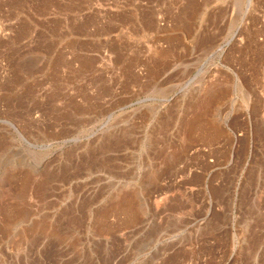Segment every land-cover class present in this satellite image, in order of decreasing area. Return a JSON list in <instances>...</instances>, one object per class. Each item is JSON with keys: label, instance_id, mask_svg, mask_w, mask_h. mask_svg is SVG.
<instances>
[{"label": "rangeland", "instance_id": "rangeland-1", "mask_svg": "<svg viewBox=\"0 0 264 264\" xmlns=\"http://www.w3.org/2000/svg\"><path fill=\"white\" fill-rule=\"evenodd\" d=\"M20 204L0 264H264V0H0V226Z\"/></svg>", "mask_w": 264, "mask_h": 264}, {"label": "bare ground", "instance_id": "bare-ground-1", "mask_svg": "<svg viewBox=\"0 0 264 264\" xmlns=\"http://www.w3.org/2000/svg\"><path fill=\"white\" fill-rule=\"evenodd\" d=\"M210 101H212V100H210ZM211 103L212 102H210V104ZM208 104H209V100L205 99L204 102L202 101V102H199V103H195L194 105L191 106V108L194 109V111H192V112H194L193 116H192L193 118H191L187 122V125H186V126H188L189 129L188 128L187 129L189 130L190 133H191V131L194 132L196 130H199V131H202L204 133H208V134L210 133L213 136H216V135L220 134V131H219L220 129L218 128L217 123L214 120L211 119V115H210L211 114V110L207 111V108L210 105V104L209 105ZM208 109H210V108H208ZM208 134H207V136H208ZM210 137H211V135H210ZM45 184L46 183L41 182V181L35 183V182L32 181V178H31L30 174H25V180L23 181V184L21 185V188H20L21 189L20 191H21V194H22L21 196L23 197L26 193H28L27 189L29 187H31V186H33L36 189V191L38 190V192H42L45 189V186H46ZM40 199H41V197H40ZM118 201H119V203L117 204V209L120 212L122 211V212L128 214L127 216H131V220H130L131 224H133V222L135 223L139 219V213H141L140 211H138L140 209V206L138 205L137 197H136L135 192L134 191H130V192L125 193L124 196L121 197V200H118ZM19 206H21V204L18 205L19 209L16 208L17 210H15L11 215L8 216L6 214L7 216L3 219L5 221H4L3 225L0 226V231L7 233L9 231V229L11 230V229H13V228H15L17 226H20L22 223H24V221L29 219V214H28L29 212H27V210L23 207L24 205L22 206L23 208H21ZM25 206H27V205H25ZM8 210H10V209H8ZM5 235H8V234H5ZM46 236H47V234H46ZM24 237H25V235H24ZM45 239H44V241H45Z\"/></svg>", "mask_w": 264, "mask_h": 264}, {"label": "water", "instance_id": "water-1", "mask_svg": "<svg viewBox=\"0 0 264 264\" xmlns=\"http://www.w3.org/2000/svg\"><path fill=\"white\" fill-rule=\"evenodd\" d=\"M248 2H250V0H248Z\"/></svg>", "mask_w": 264, "mask_h": 264}]
</instances>
